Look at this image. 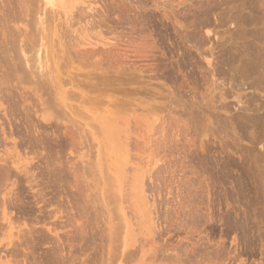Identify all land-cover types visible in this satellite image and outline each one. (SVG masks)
Masks as SVG:
<instances>
[{
  "label": "rangeland",
  "instance_id": "obj_1",
  "mask_svg": "<svg viewBox=\"0 0 264 264\" xmlns=\"http://www.w3.org/2000/svg\"><path fill=\"white\" fill-rule=\"evenodd\" d=\"M0 2V15H3L0 16V40L6 36L0 47L4 52L5 47H18H12L15 54L11 51V56L6 52L8 58L0 53L3 57L0 59H5L1 60L5 64L0 61V77L5 75L6 82L0 86V137L4 133L3 139L7 137L0 143V164L4 169L7 166L3 161L16 167L15 146L20 142L25 146L17 149L19 165L28 168L29 175L35 177L32 189L27 188L24 180L16 188L15 176L9 177L13 181L0 182V264H264V249L263 254L259 250L261 232L264 246V0ZM33 20L36 21L33 23ZM47 26L50 27L48 33L45 32ZM17 28H23L19 29L21 34ZM24 34L29 38L25 40ZM28 45L35 49L31 52ZM19 49L24 57L16 51ZM17 52L28 61L30 58L32 63L24 59L26 67L31 63L39 72L44 69L40 70V62H44V66L52 63L51 69L55 60H59L56 61L58 69L53 68L56 71L49 67L47 71L45 67L47 75L46 71L42 72L48 77V72L55 71L51 76L62 78L59 96L55 98V91L50 94L32 91L37 89L36 83L32 78L27 84V79L34 77L36 70H30L31 66L26 70L23 64L26 72L34 73L32 76L22 73L21 65H14L17 59L19 64L23 61ZM11 64L21 71L19 73L18 69L15 74L12 68L14 75L8 78ZM257 70L262 74L260 71L257 74ZM3 73L10 75L6 77ZM35 92L44 93L43 99L62 97L60 103L56 102L62 110L54 109L55 100L48 110L37 106ZM21 93L27 97L26 104H19L21 96L22 100L24 98ZM22 104H29L26 110L31 114L27 116L29 120L24 117ZM27 127H31L30 132ZM29 135L39 136L36 138L42 139L39 140L42 143L28 145L33 142ZM72 139L77 145L74 146ZM98 151L102 157L97 155ZM52 153H56L55 157ZM47 156L59 158L49 160ZM53 163L55 168L64 169L57 178L48 175ZM69 167L78 168L77 176ZM9 171L10 175H16L14 168V174ZM78 171L84 173L85 178ZM64 172L71 174L64 176ZM45 174L52 182L58 179L56 185ZM229 175L232 179H228ZM244 177L249 180L246 182ZM105 179L111 180L114 187ZM60 180H64V184ZM73 182L82 187L76 186V189L71 185ZM43 185L51 188L47 190ZM106 188L113 191L112 198L110 191L106 194ZM65 194L75 196L71 199ZM79 196L88 204L84 201L80 204ZM100 196L104 198L101 200ZM73 198H77L79 204L75 199L72 201ZM42 203L48 204H44L47 212ZM77 204L82 205L81 208ZM84 204L92 213L83 211ZM123 240L127 241L124 250Z\"/></svg>",
  "mask_w": 264,
  "mask_h": 264
},
{
  "label": "bare ground",
  "instance_id": "obj_2",
  "mask_svg": "<svg viewBox=\"0 0 264 264\" xmlns=\"http://www.w3.org/2000/svg\"><path fill=\"white\" fill-rule=\"evenodd\" d=\"M22 1H23V0H22ZM25 1H27V0H25ZM48 1L51 2L52 0H48ZM38 2H39V1H38ZM0 3H1V2H0ZM11 3H12V2H11ZM17 3H18V2H17ZM17 3H16V4H17ZM18 4H19V3H18ZM18 4H17V5H18ZM6 5H7V4H6ZM37 5H38V4H37ZM31 6H32V5H31ZM39 6H40V5H39ZM21 7H22V6H21ZM21 7H20V8H21ZM2 8H3V7H2ZM7 8H8V7H7ZM16 8H17V7H16ZM20 8H18V9H20ZM25 9H26V6H25ZM39 9H40V7H39ZM44 9H45V8H44ZM20 10H21V9H20ZM26 10H27V9H26ZM28 10H29V9H28ZM30 10H31V9H30ZM32 10H33V9H32ZM34 10H35V9H34ZM21 11H22V10H21ZM36 11H37V10H36ZM53 11H54V10H53ZM40 12H41V11H40ZM46 12H47V11H46ZM6 13H7V12H6ZM25 13H27V12H25ZM31 13H32V12H31ZM37 13H38V12H37ZM22 14H23V12H22ZM29 14H30V13H29ZM39 14H40V13H39ZM51 14H52V13H51ZM7 15H8V14H7ZM0 16H3V15H0ZM4 16H6V15H4ZM16 16H17V15H16ZM31 16H32V15H31ZM31 16H30V17H31ZM54 16H55V15H54ZM19 17H20V16H19ZM25 17H26V15H25ZM45 17H47V16H45ZM12 18H13V17H12ZM16 18H18V17H15V19H16ZM21 18H22V19H20V20L22 21L24 17L21 16ZM34 18H35V17H34ZM48 18H49V17H48ZM52 18H53V17H52ZM1 19H3V17H2ZM18 19H19V18H18ZM30 19L32 20L33 18L31 17ZM39 19H40V18H39ZM58 19H59V18H58ZM4 20H5V19H4ZM36 20H37V19H36ZM36 20H35V21H36ZM44 20H45V19H44ZM35 21L33 20V23H34ZM0 22H1V21H0ZM14 22H15V21H14ZM37 22H38V21H37ZM49 22H50V21H49ZM8 23H9V22H8ZM15 23H16V22H15ZM28 23H29V22H28ZM30 23H32V22H30ZM42 24H43V23H42ZM45 24H46V23H45ZM62 24H63V23H62ZM15 25H16V24H15ZM28 25H29V24H28ZM1 26H2V25H1ZM1 26H0V27H1ZM25 26H27V25H25ZM10 27H11V26H10ZM12 27H13V26H12ZM12 27H11V28H12ZM18 27H19V26H18ZM48 27H49V26H47V29H46L47 31L45 30V32H47V33H48V30H49V32H50V27H49V29H48ZM25 28H26V27H25ZM25 28H24V29H25ZM27 28H28V27H27ZM39 28H40V26H39ZM45 28H46V27H45ZM45 28H44V29H45ZM3 29H4V28H3ZM19 29H20V28H17V32L19 31ZM21 29H23V28H21ZM21 29H20V30H21ZM31 29H33V28H31ZM29 30H30V29H29ZM29 30H28V31H29ZM62 30H63V28H62ZM12 31H13V30H12ZM21 31H22V30H21ZM24 31H25V30H24ZM26 31H27V30H26ZM17 32H16V33H17ZM61 32H62V31H61ZM251 32H252V31H251ZM16 33H15V34H16ZM19 33L21 34L20 31H19ZM19 33H18V34H19ZM47 33H46V34H47ZM18 34H17V35H18ZM22 34H23V33H22ZM61 34H62V33H61ZM24 35H25V34H24ZM24 35H22L21 37H23ZM47 35H48V34H47ZM9 36H10V35H9ZM41 36H42V33H41ZM4 38H6V36H5V37L3 36V37L1 38L0 41H2V40L5 41ZM11 38L14 39V37H13V36L10 37V39H9V40H10V41H9L10 44H11ZM18 38H19V37H18ZM18 38H16V39H18ZM26 38H29V37H27V36L25 35V40H26ZM41 38H42V37H41ZM7 39H8V38H7ZM13 39H12V40H13ZM47 39H48V38H47ZM25 40H24L25 43L28 42L27 44H30L29 41H25ZM28 40H29V39H28ZM48 40H49V39H48ZM3 41L0 42V45L3 44ZM12 42H13V41H12ZM24 42H23L22 44H24ZM31 42H33V39H32ZM34 42H35V41H34ZM37 42H38V41H37ZM49 42H50V41H49ZM4 43H5V42H4ZM13 43H14V42H13ZM13 43H12V44H13ZM6 44H7V42H6ZM10 44L8 43V45H10ZM33 44H34V43H33ZM235 44H236V43H235ZM247 44H248V43H247ZM24 45H25V44H24ZM254 45H255V43H254ZM1 46H3V45H1ZM16 46H17V45H16ZM20 46H21V45H20ZM22 46H23V45H22ZM25 46H27V45H25ZM28 46H29L28 48L30 49L31 46H30V45H28ZM12 47H13V49H16V48L18 49V47L15 48L14 45L11 46V49H12ZM23 47H24V46H23ZM6 48H8V47H5L4 49L8 51V52H7V51H6V52H7V54L9 53V54H8L9 56H11L10 53L12 54V52H13V53L15 52V50L12 51L13 49L11 50V49L9 48V49H10V50H9V49H6ZM28 48H27V49H28ZM32 48H33V47H32ZM32 48L30 49L31 52H32ZM35 48H36V44H35ZM35 48H33V49H35ZM240 48H241V47H240ZM230 49H231V48H230ZM238 49H239V48H238ZM25 50H26V49H25ZM25 50H24V51H25ZM253 50H254V49H253ZM9 51H10V52H9ZM11 51H12V52H11ZM16 51H19V52H20V49H19V50H16ZM24 51H23V52H24ZM30 51H25L24 53H30ZM34 51H35V50H33V52H34ZM46 51H47V50H46ZM6 52H4L3 48L0 47V53H1V54H2V53H5V54H6ZM19 52H17V54H19ZM21 52H22V50H21ZM21 52H20V54H22ZM42 53H43V52H42ZM227 53H228V52H227ZM244 53H245V50H244ZM5 54H4V55H5ZM7 54H6V55H7ZM14 54H15V53H14ZM20 54H19V55H20ZM30 54L32 55V53H30ZM34 54H35V53H34ZM49 54H50V53H49ZM222 54H223V53H222ZM2 55H3V54H2ZM4 55H3V57L6 56V55H5V56H4ZM8 55L6 56L7 58L9 57ZM22 55H23V57H24V54H22ZM22 55H20L19 57H22ZM31 55H30V57H34V59H36V60H34V61L36 62V61H37V58H35V56H31ZM39 55H40V54H39ZM227 55H228V54H227ZM239 55H240V53H239ZM262 55H263V54H262ZM26 56H28V54H27ZM41 56H42V55H41ZM54 56H55V55H54ZM56 56H57V55H56ZM220 56H221V55H220ZM245 56H246V55H245ZM3 57L0 56V58H3ZM6 57H5V58H6ZM23 57H22V58H23ZM48 57H49V56H48ZM239 57H240V56H239ZM258 57L260 58V56H258ZM14 58L16 59V57H14ZM28 58H29V57H28ZM42 58H43V56H42ZM12 59H13V56H12ZM24 59H25V58L20 59L21 61L23 60V61H22V64H21V63L19 64V61H18V59H17L16 61H17L18 63L16 62V63H14V65H15V64H17L18 66L21 65L20 67H21V69H22V73H28V74H29L28 71L26 72V71L24 70V67L22 68V65H23L26 61H28V59L26 58V59H25L26 61L24 62ZM58 59H59V58H58ZM235 59H236V58H235ZM1 60L4 61L5 59H0V61H1ZM10 60H11V59H10ZM10 60H7L8 63H9ZM40 60H41V59H40ZM40 60H39V62H40ZM43 60H44V59H43ZM47 60H48V59H47ZM64 60H65V59H64ZM2 61H1V62H2ZM13 61H14V59H13ZM29 61L31 62L30 58H29ZM29 61H28V62H29ZM34 61H33V62H34ZM56 61H59V60H55V63L53 62L55 68L57 67V64H56L57 62H56ZM247 61H248V59H247ZM11 62H12V61H11ZM11 62H10V63H11ZM23 62H24V63H23ZM65 62H66V60H65ZM241 62H242V61H241ZM248 62H249V61H248ZM2 63L5 64V62H2ZM31 63H32V62H31ZM31 63H30V64H31ZM40 63H41V65H40V66H41V68H40L41 71H42L43 67H44V69H45V67H47V71H48V67H49V70L52 69V70H55V71H56V69H58V68L53 69L54 67H52V68L50 69V67L53 66L52 63H51V66H50V64H47V65H49V66H47V65L44 66V62H43V64H42V62H40ZM40 63H39V64H40ZM254 63H255V62H254ZM0 64H1V63H0ZM12 64H13V63H12ZM12 64L10 65V66H11L10 74H11V72H12V68L14 69L13 71H16L15 74H17V72H18L17 70H18L20 67H18V69L15 70V68H16L17 66H14V65H12ZM30 64L27 63V66H28V67L31 66ZM263 65H264V64H263ZM12 66H14V67H12ZM24 66H25V64H24ZM59 66H60V65H59ZM61 66H62V64H61ZM256 66H257V65H256ZM260 66H261V65H260ZM25 67H26V66H25ZM28 67H26L25 69H26V70H29V68H31L30 70H36V69H38V67L33 66V64H32L31 67H29V68H28ZM32 67H34V68H32ZM245 67H246V66H245ZM27 68H28V69H27ZM35 68H36V69H35ZM238 68H239V67H238ZM247 68H248V66H247ZM247 68H246V69H247ZM44 69H43V71H46V70H44ZM3 70H5V69H3ZM238 70H239V69H238ZM244 70H245V69H244ZM0 71H1V70H0ZM20 71H21V70L19 69V73H20ZM24 71H25V72H24ZM43 71H42V72H43ZM47 71L44 72L46 75H47ZM55 71H54V72H52V71H51V72H48V75L50 74V76H48V77H46L42 72H39V71H37V70H36L35 73L39 72V75H38V74H35V73L32 72V71H30L31 74L34 73V77H33L31 74H29V75H31L32 77H30V76L27 74V75L29 76V78L27 79V80H28V81H27V82H28L27 84H29V79L31 80V79L33 78V79H34V80L32 79L33 82L35 81L34 83H36L35 85H36V86L38 85V87L35 86V88H37V89H36V90L33 89L32 91H37V90H38V92H39V91L41 90L42 92H45V93H48V92H49V94H50V92L55 91L56 94L54 93L53 95H55V98H56V95L59 96V94H60V92H59L58 90H61L62 87H63V86H62V81H63V80H60V79H62V78H60L59 76H55V75H53V77L51 76V75H52L51 73H55ZM242 71H243V70H242ZM245 71H246V70H245ZM258 71H260V70H257V72H256L257 74H259ZM1 72H2V71H1ZM4 72H6V71H4ZM8 72H9V70H7V73H8ZM57 72H58V71H57ZM249 72H250V71H249ZM249 72H248V73H249ZM252 72H253V71H252ZM7 73H3V75L6 74V77H8L10 74L7 75ZM41 73H42V74H41ZM227 73H228V72H227ZM253 73H255V72H253ZM260 73H261V71H260ZM40 74H41V75H40ZM229 74H230V73H229ZM246 74H247V73H246ZM261 74H262V73H261ZM12 75H14V74L12 73L8 78H10ZM24 75H25V74H24ZM24 75L21 76V77H22V80H23ZM27 75H26V76H27ZM35 75H37V76H35ZM43 75H44V76H43ZM247 75H248V74H247ZM253 75H254V74H253ZM263 75H264V74H263ZM15 76H16V75H15ZM28 76H27V77H28ZM128 76H129V75H128ZM131 76H132V75H131ZM3 77H5V75L2 76V74H1V77H0V86H1L2 83L4 84V82H5V80H4ZM17 77H18V76H17ZM21 77H20V78H21ZM27 77H26V78H27ZM42 77H43V78H42ZM129 77H130V76H129ZM254 77H255V76H254ZM258 77H259V76H258ZM263 77H264V76H263ZM26 78H25V79H26ZM228 78H229V77H228ZM249 78H250V77H249ZM255 78L257 79V77H255ZM255 78H253V79H255ZM261 78H262V77H261ZM13 79H18V78H15V77H14ZM13 79L11 78L12 81H14ZM25 79H24V81H25ZM170 79H171V78H170ZM263 79H264V78H263ZM8 80H9V79H8ZM11 80H10V83H11ZM18 80H19V79H18ZM32 80H31V81H32ZM64 80H65V79H64ZM168 80H169V79H168ZM171 80H172V79H171ZM3 81H4V82H3ZM6 81H7V78H6ZM68 81H69V80H68ZM68 81H66V82H68ZM253 81H255V80H253ZM258 81H260V78H258ZM258 81H257V82H258ZM102 82H103V81H102ZM109 82H110V81H109ZM5 83H6V82H5ZM20 83H21V82H20ZM22 83H25V82H22ZM64 83H65V81H64ZM64 83H63V84H64ZM72 83H73V82H72ZM110 83H111V82H110ZM251 83H252V82H251ZM258 83H259V82H258ZM262 83H263V82H262ZM8 84H9V82L7 83V85H8ZM11 84H12V83H11ZM100 84H101V83H100ZM222 84H223V83H222ZM4 85H5V84H4ZM4 85H3V86H4ZM9 85H10V84H9ZM16 85H17V84H16ZM16 85H15V86H16ZM22 85H23V84H22ZM64 85H65V84H64ZM212 85H213V84H212ZM12 86H13V85H12ZM17 86H18V85H17ZM23 86H24V85H23ZM179 86H180V85H179ZM179 86H178V87H179ZM214 86H215V85H214ZM219 86H220V85H219ZM222 86H223V85H222ZM261 86H262V85H261ZM12 88H13V87H12ZM18 88H19V87H18ZM68 88H69V87H68ZM238 88H239V87H238ZM20 89H22V88H20ZM20 89H19V90H20ZM24 89H25V88H24ZM24 89H23V90H24ZM78 89H79V88H78ZM260 89H261V88H260ZM25 90H26V89H25ZM119 90H120V89H119ZM224 90H225V89H224ZM2 91H3V90H2ZM26 91H27V90H26ZM26 91H25V92H26ZM28 91H29V90H28ZM30 91H31V90H30ZM32 91H31V92H32ZM228 91H229V90H228ZM6 92H7V91H6ZM9 92H10V91H9ZM19 92H20V91H19ZM19 92H17V93H19ZM42 92H39V93H42ZM58 92H59V93H58ZM222 92H223V91H222ZM7 93H8V92H7ZM17 93H16V94H17ZM23 93H24V92H23ZM23 93H21V94H23ZM32 93H33V92H32ZM35 93H36V92H35ZM52 93H53V92H52ZM57 93H58V94H57ZM97 93H100V91H99V92L97 91ZM8 94H9V93H8ZM10 94H11V93H10ZM14 94H15V92H14ZM14 94H12V95H14ZM28 94H29V93H28ZM33 94H34V93H33ZM23 95H24V96H23V97H24L23 100H22V96H21V99L18 98V99H20V100H19V102H20L19 104H21V103H23V102L25 103V102L27 101V100H26L27 97L25 98V94H23ZM26 95H27V94H26ZM36 95H37V93H36ZM36 95H35V96H36ZM41 95H42V96H41ZM47 95H48V94H46V96H47ZM51 95H52V94H51ZM51 95H49V97H52ZM98 95H99V94H98ZM100 95H101V94H100ZM18 96H19V94L17 95V97H18ZM35 96H34V97H35ZM43 96H44V93H43V94H38V95H37L38 98H37V101H36V102H38V103H37V104L35 103V104H36L37 106H41V107H43L44 109H47V110H48V107L50 108V107L54 104V102H55V103H56V102H57V103H60V100H59V99H62L61 96H60L61 98H59V99H58V98L55 99V98H53V97H52V98H49V99H45V98L43 99V98H42ZM58 96H57V97H58ZM220 96H221V95H220ZM6 97H7V96H6ZM11 97H13V96H11ZM15 97H16V96H15ZM19 97H20V96H19ZM30 97H31V96H30ZM0 98L2 99V97H0ZM31 98H32V97H31ZM1 99H0V100H1ZM9 99H10V98H9ZM11 99H14V97L11 98ZM16 99H17V98H16ZM18 99H17V101H18ZM35 99H36V98H35ZM51 99H52V100H51ZM77 99H78V98H77ZM253 99H254V98H253ZM7 100H8V99H7ZM25 100H26V101H25ZM33 100H34V99H33ZM53 100H55V101L52 102ZM58 100H59V102H58ZM5 101H6V100H5ZM11 101H12V100H11ZM17 101H15V103H16ZM96 101H97V100H96ZM246 101H247V100H246ZM250 101H251V100H250ZM3 102H4V101H3ZM12 102H14V101H12ZM57 103L54 104V109H55V107H56V108H58L59 110H62V109H60V106H59V105H58V107L56 106ZM86 103H87V102H86ZM100 103H101V102H100ZM222 103H223V102H222ZM249 103H250V102H249ZM8 104H9V103H8ZM12 104H13V103H12ZM16 104H18V103H16ZM16 104H15V106H16ZM25 104H26V103H25ZM25 104H24V105H25ZM38 104H39V105H38ZM61 104H64V102H61ZM61 104H60V105H61ZM66 104H67V103H66ZM101 104H102V103H101ZM259 104H260V103H259ZM24 105L22 104L23 109L25 110V113H26V116H24V117H27V116H29V115L31 116V114L29 113V111H26V110H27V106H28L29 104H27V106H24ZM98 105H99V104H98ZM220 105H221V104H220ZM248 105H249V104H248ZM11 106H12V105H11ZM18 106H20V105H18ZM46 106H47V108H46ZM63 106H66V105L64 104ZM68 106H69V105H68ZM71 106H72V105H71ZM99 106H100V105H99ZM251 106H252V105H251ZM253 106H254V105H253ZM12 107H14V106H12ZM33 107H34V106H33ZM9 108H10V107H9ZM14 108H15V107H14ZM30 108H31V107L29 106V109H30ZM36 108H38V107H36ZM63 108L66 109L65 107H63ZM67 108H68V107H67ZM210 108H211V107H210ZM214 108H215V107H214ZM229 108H230V107H229ZM258 108H259V107H258ZM10 109H11V108H10ZM16 109H17V108H16ZM18 109H19V108H18ZM18 109H17V110H18ZM38 109H39V108H38ZM58 109H57V110H58ZM76 109H77V108H76ZM97 109H98V107H97ZM223 109H224V108H223ZM247 109H248V108H247ZM261 109H262V108H261ZM12 110H13V109H12ZM12 110H11V111H12ZM99 110H100V109H99ZM66 111H67V109H66ZM19 112H20V111H19ZM21 112H22V111H21ZM21 112H20V113H21ZM35 112H36V111H35ZM55 112H57V111H55ZM13 113H15V112L13 111ZM16 113H17V111H16ZM25 113H24V115H25ZM57 113H58V112H57ZM62 113H63V112H62ZM21 114H23V113H21ZM32 114H33V113H32ZM121 114H122V113H121ZM8 115H9V113H8ZM17 115H18V114H17ZM123 115H125V114L123 113ZM11 116H12V115H11ZM18 116H19V115H18ZM18 116H17V117H18ZM58 116H59V115H58ZM220 116H221V115H220ZM98 117H99V115H98ZM100 117H101V118H100ZM100 117H99L100 120H102V116H100ZM107 117H108V116H107ZM121 117H122V116H121ZM20 118H21V117H20ZM54 118H55V117H54ZM57 118H59V117H57ZM88 118H89V117H88ZM104 118H106V117H104ZM124 118H125V117H124ZM124 118L122 117V119H124ZM249 118H250V117H249ZM258 118H259V117H258ZM8 119H9V118H8ZM22 119H23V118H21V120H22ZM26 119L29 120L28 117H27ZM26 119H25V120H26ZM30 119H32V118L30 117ZM41 119L44 120V121H47V120H48L46 117H41ZM59 119H60V118H59ZM250 119H251V118H250ZM13 120H14V119H13ZM25 120H23V121H25ZM28 120H26V122H28ZM126 120H127V119H126ZM237 120H238V119H237ZM246 120L248 121L249 119L247 118ZM8 121H9V120H8ZM11 121H12V120H11ZM80 121H81V120H80ZM102 121L105 123L106 120H105V121L102 120ZM226 121H227V120H226ZM240 121H241V120H240ZM6 122H7V121H6ZM12 122H13V121H12ZM26 122H24V124H25ZM32 122H33V121H32ZM69 122H70V121H69ZM107 122H108V121H107ZM123 122H125V121H123ZM220 122H221V121H220ZM220 122H219V123H220ZM248 122H249V121H248ZM250 122H251V121H250ZM250 122H249V123H250ZM10 123H11V122H9V124H10ZM30 123H31V120H30ZM73 123H74V121H73ZM80 123H81V122H80ZM223 123H224V122H223ZM227 123H228V122H227ZM232 123H233V122H232ZM249 123H248V124H249ZM0 124H1V123H0ZM16 124L19 125L18 123H16ZM26 124H27V123H26ZM123 124H126V125H127V123H123ZM246 124H247V123H246ZM253 124H254V123H253ZM31 125H32V124H31ZM31 125H30V126H31ZM104 125H106V124H104ZM108 125H110L109 122H108ZM108 125H107V126H108ZM112 125H113V123L111 124V126H112ZM227 125H228V124H227ZM249 125H250V124H249ZM13 126H14V125H13ZM19 126H20V125H19ZM19 126H18V127H19ZM21 126H22V125H21ZM33 126H34V125H33ZM37 126H38V125H37ZM114 126H115V125H114ZM101 127H102V126H101ZM229 127H230V126H229ZM16 128H17V127H16ZM22 128H23V127H22ZM22 128H20V130H21ZM30 128H31V127H29V129H30ZM33 128H34V127H33ZM105 128H106V127H105ZM220 128H221V127H220ZM23 129H24V128H23ZM25 129H26V128H25ZM29 129H28V127H27V130H29ZM102 129H103V128H102ZM107 129H108V128H107ZM107 129H105V130H107ZM222 129H223V127H222ZM260 129H261V127H260ZM0 130H1V129H0ZM41 130H42V129H41ZM109 130H110V129H109ZM109 130H107V132H108ZM124 130H125V129H124ZM126 130H127V127H126ZM220 130H221V129H220ZM258 130H259V129H258ZM263 130H264V129H263ZM15 131H17V129H15ZM15 131H14V133H16ZM33 131H34V129H33ZM39 131H40V130H39ZM39 131H38V132H39ZM103 131H104V129H103ZM127 131H128V130H127ZM127 131H125V132H127ZM28 132H30V130H29ZM28 132H26V133L28 134ZM96 132H97V130H96ZM101 132H102V131H101ZM101 132H100V133H101ZM104 132H105V131H104ZM109 132H110V131H109ZM261 132H262V130H261ZM1 133H2V132H1ZM8 133H9V132H8ZM20 133H23V132H20ZM31 133H32V132H31ZM36 133H37V132H36ZM42 133H44V132L42 131ZM117 133H118V132H117ZM6 134H7V133H6ZM9 134H10V133H9ZM23 134H24V133H23ZM38 134H39V133H38ZM45 134H46V133H45ZM51 134H52V133H51ZM109 134H110V133H109ZM111 134H112V131H111ZM111 134H110V135L106 134V135H108V137H109V136H111ZM118 134H119V133H118ZM24 135H25V134H24ZM33 135H34V134H33ZM40 135H41V134H40ZM53 135H54V134H53ZM123 135H124V137L127 136V135H125V134H123ZM0 136H1V135H0ZM6 136H7V135H6ZM8 136H9V135H8ZM17 136H18V135H17ZM21 136H22V135H21ZM26 136H27V135H26ZM49 136H50V135H49ZM72 136H73V135H72ZM4 137H5V133H4V136H3V137H0V141H1L0 143H2V141L5 142V139H6L7 137H6L5 139H3ZM22 137H23V136H22ZM24 137H25V136H24ZM31 137H32V136H31ZM31 137H30V135H29V138H31ZM34 137H35V138H33V137L31 138V140H33V142H32V143H28V145H30V146H31V145H33V146H37V145H39V144L42 143V141H43L42 139H38V138H36V137H39V136H34ZM50 137H52V136H50ZM53 137H54V136H53ZM53 137H52V138H53ZM55 137H56V136H55ZM58 137H59V136H58ZM76 137H77V136H76ZM76 137H74L75 140H76ZM92 137H94V136H92ZM102 137H103V136H102ZM111 137H112V136H111ZM1 138H2V139H1ZM42 138H43V137H42ZM44 138H45V137H44ZM44 138H43V139H44ZM56 138H57V137H56ZM77 138H78V137H77ZM109 138H110V137H109ZM231 138H232V136H231ZM21 139H22V138H21ZM25 139H26V138H25ZM34 139H36V140H34ZM37 139H38V140H37ZM54 139H55V138H54ZM74 139H72V141H73ZM93 139H95V137H94ZM98 139H99V137H98ZM110 139H111V138H110ZM257 139H258V138H257ZM27 140H28V139H27ZM39 140H42V141H39ZM56 140H57V139H56ZM56 140H54V141H56ZM58 140H59V139H58ZM70 140H71V139H70ZM75 140L73 141L74 146L77 145V144H75ZM125 140H126V139H125ZM45 141H46V140H45ZM95 141H96V139H95ZM116 141H117V140H116ZM122 141H123V140H122ZM16 142H17V141H16ZM29 142H30V141H29ZM46 142H47V141H46ZM58 142H59V141H58ZM58 142H57V143H58ZM123 142H124V141H123ZM250 142H251V141H250ZM253 142H254V141H253ZM61 143H62V142H61ZM69 143H72V142L70 141ZM251 143H252V142H251ZM6 144H7V143H6ZM23 144H24V143H23ZM25 144H26V143H25ZM51 144H52V143H51ZM58 144H59V143H58ZM80 144H81V143H80ZM14 145H15V144H14ZM53 145H54V144H53ZM56 145H57V144H55L54 146H56ZM20 146L23 147V146H25V145H21L20 142L16 143V146H15V147H16V167H12V166L10 165V163H7L6 161H3V162L6 163V166H7L6 169H4L5 166L3 167V166H1V164H0V169H1V167H2V170H1V172H0V182H1V180H5V182H6V179H8V181H11L10 179H12V181H13V178H10V179H9V177H10V176H15V177H16V188L18 187V185L21 184V182H22V183L25 182V183L28 184V185H27L28 187L25 186V185H24V186L27 187V188H29V189H32V186L34 185L33 183L35 182V177H34L32 174L29 175L30 173H29V169H28V168H26V167H22V166L19 165V160H18V158H17V157H18L17 153H18L19 151H17V149H18ZM49 146H50V145H49ZM71 146H73V144H72ZM99 146H100V145H99ZM101 146H103V144H102ZM57 147H58V146H57ZM57 147H56V148H57ZM20 148H21V147H20ZM23 148H24V147H23ZM59 148H60V145H59ZM76 148H77V147H76ZM21 149H22V148H21ZM26 149H27V148H26ZM29 149H30V148H29ZM29 149H28V150H29ZM249 149H250V148H249ZM19 150H20V149H19ZM58 150H59V149H58ZM22 151H23V150H22ZM32 151H33V150H32ZM44 151H45V148H44ZM44 151H43V152H44ZM34 152H36V149H35ZM50 152H51V151H50ZM101 152L103 153L102 149H101ZM252 152H253V149H252ZM32 153H33V152H32ZM38 153H39V151H38ZM46 153H47V152H46ZM46 153H45V154H46ZM98 153H99V151H98ZM102 153H101V154H102ZM263 153H264V152H263ZM55 154H56V153H54V154L52 153V156L55 157ZM42 155H43V154H42ZM50 155H51V153H50ZM50 155H49V157H50ZM59 155H60V154H59ZM97 155H100V153L97 154ZM249 155H250V154H249ZM259 155H260V154H259ZM61 156H62V155H61ZM250 156H251V155H250ZM250 156H249V157H250ZM43 157H44V155H43ZM49 157L47 156V158H49ZM54 157H51V158L54 159V160H57L56 158H57L58 156H57L56 158H54ZM100 157H102V156L100 155ZM100 157H99V159H100ZM255 157H256V156H255ZM41 158H42V157H41ZM45 158H46V157H45ZM51 158H49V160H50ZM58 158H59V157H58ZM61 158H62V157H61ZM97 158H98V156H97ZM244 158L246 159V157H244ZM101 159L103 160V158H101ZM242 159H243V158H242ZM0 160H2V159L0 158ZM58 160H59V159H58ZM61 160H62V159H60V161H61ZM97 160H98V159H97ZM102 160H101V161H102ZM246 160H247V159H246ZM254 160H255V158H254ZM259 160H260V159H259ZM52 161H53V160H52ZM260 161H261V160H260ZM260 161H258V162L260 163ZM62 162L64 163L63 160L61 161V163H62ZM65 162H66V161H65ZM247 162H248V161H247ZM255 162H256V161H255ZM258 162H257V163H258ZM262 162H263V161H262ZM262 162H261V163H262ZM57 163H59V161H57ZM95 163H96V161H95ZM99 163H100V160H99ZM99 163H98V164H99ZM45 164H46V163H45ZM53 164H54V163H53ZM59 164H60V163H59ZM69 164H70V163H69ZM71 164H72V163H71ZM73 164H74V163H73ZM73 164H72V165H73ZM85 164H86V163H85ZM96 164H97V163H96ZM100 164H101V163H100ZM107 164H108V163H107ZM241 164H242V163H241ZM245 164H246V163H245ZM245 164H243V166H245ZM247 164H248V163H247ZM3 165H4V164H3ZM8 165H10L12 168H11V167L9 168ZM46 165H47V164H46ZM55 165H56V164H54L53 169H50L49 172H48V175L51 176L52 178H57V176L60 175L59 173L63 172V170H64L63 168L60 169V167H59V168H58V167L55 168ZM64 165H65V164H64ZM66 165H67V164H66ZM74 165H75V164H74ZM254 165H255V164H254ZM256 165H257V164H256ZM33 166H34V165H33ZM37 166H38V165H37ZM42 166H43V165H42ZM47 166H48V165H47ZM61 166H62V165H61ZM75 166H76V165H75ZM75 166H74V167H75ZM103 166H104V164H103ZM219 166H220V165H219ZM252 166H253V164H252ZM35 167H36V166H35ZM74 167H71V168L69 167L68 170L70 171L71 169H73V171L76 172L75 175L77 176V170H78V168L76 167V168H77V170H76V168H74ZM241 167H242V166H241ZM13 168L16 170V175H12V174L10 175V172H11V171H9V170H12V171H13ZM31 168H32V165H31ZM36 168H37V167H36ZM38 168H39V167H38ZM40 168H41V167H40ZM42 168H43V167H42ZM42 168H41V169H42ZM45 168H46V167H45ZM47 168H48V167H47ZM64 168H65V167H64ZM224 168H225V166H224ZM248 168H249V167H248ZM34 169H35V168H34ZM41 169H39V173L41 172ZM43 169H44V168H43ZM65 169H67V168H65ZM85 169H88V168H85ZM91 169H92V168H90V171H91ZM226 169H227V168H226ZM3 170H4V171H3ZM79 170H80V169H79ZM227 170H228V169H227ZM65 171H66V170H65ZM85 171H87V170H85ZM105 171H107V167H106V170H105ZM134 171H135V170H134ZM222 171H223V169H222ZM263 171H264V170H263ZM78 172H80V171H78ZM98 172H99V171H98ZM101 172H102V171H101ZM123 172H124V171H123ZM224 172H225V171H224ZM227 172H228V171H226V173H227ZM230 172H231V171H230ZM12 173L14 174V171H13ZM34 173H35V172H34ZM36 173H37V172H36ZM36 173H35V174H36ZM80 173H81V172H80ZM80 173H79V174H80ZM87 173H88V172H87ZM87 173H86V175H87ZM109 173L111 174V172H108V174H109ZM64 174H65V172H64ZM67 174L70 175L71 173L68 172V173H66L64 176H66ZM82 174L84 175V173H81V175H82ZM88 174H89V173H88ZM98 174H99V173H98ZM100 174H101V173H100ZM112 174H113V173H112ZM135 174H136V173H135ZM228 174H229V172H228ZM263 174H264V173H263ZM43 175H44V174H43ZM45 175H46V174H45ZM83 175H82V177H84ZM102 175H103V174H102ZM137 175H139V174H137ZM253 175H254V174H253ZM46 176H47V175H46ZM62 176H63V175H62ZM64 176H63V177H64ZM73 176H74V174H73ZM79 176H80V175H79ZM79 176H78V177H79ZM88 176H89V175H88ZM88 176H87V177H88ZM133 176H134V175H133ZM15 177H14V178H15ZM82 177H81V178H82ZM104 177H105V176H104ZM134 177H138V178H139V176H134ZM134 177H133V178H134ZM227 177H229L228 179H230L232 176L230 177V175H229V176H227ZM227 177H226V178H227ZM233 177H234V175H233ZM42 178H43V176H42ZM66 178H67V177H66ZM84 178H85V177H84ZM112 178H113V177H112ZM114 178H115V177H114ZM133 178H132V179H133ZM245 178H246V177H244V179H245ZM255 178H256V177H255ZM255 178H254V180H256ZM47 179H48V176H47ZM47 179H46V180H47ZM90 179H91V178H90ZM109 179H111V178L109 177ZM231 179H232V178H231ZM237 179H239V178H237ZM237 179H236V180H237ZM247 179H248V178H246V182H247ZM14 180H15V179H14ZM22 180H24V182H23ZM41 180H42V179H41ZM43 180H44V178H43ZM48 180H49V179H48ZM50 180H51V178H50ZM50 180H49V181H50ZM54 180H55V179H54ZM56 180L58 181V179H56ZM81 180H83V178H82ZM92 180H93V179H92ZM107 180H108V179H105L104 181L106 182ZM111 180H112V179H111ZM111 180H108V181H107V183H108L109 185L112 184V183L110 184V181H111ZM114 180H115V179H114ZM139 180H140V179H139ZM139 180H137V181H139ZM234 180H235V179H234ZM234 180H232V181H234ZM236 180H235V181H236ZM248 180H249V179H248ZM254 180H253V181H254ZM257 180H259V179H257ZM38 181H39V180H38ZM44 181H45V180H44ZM44 181H43V182H44ZM57 181H54V182L50 181V182H51V183H54V185H56L55 182H57ZM61 181L63 182L64 180H60V181H59L61 184H64V182L62 183ZM71 181H72V180H71ZM77 181H78V180H77ZM77 181H74V182L77 183ZM104 181H103V182H104ZM115 181H116V180H115ZM132 181L134 182V181H136V180H132ZM137 181H136V182H137ZM242 181H243V180H242ZM2 182H3V181H2ZM2 182H1V183H2ZM39 182H41V181H39ZM39 182H37V183L40 184ZM68 182H70V181H68ZM74 182H73V184L71 183V185H74L75 187H76V186H77V187H82V186L79 184L80 182L78 183L79 185H77V184L74 183ZM83 182H84V181H83ZM112 182H114V181L112 180ZM215 182H216V181H215ZM239 182H240V184H241V180H240ZM246 182H245V183H246ZM249 182H250V181H249ZM251 182H252V181H251ZM12 183H13V182H12ZM14 183H15V182H14ZM101 183H102V182H101ZM137 183H138V182H137ZM47 184H48V183H47ZM58 184H59V183H58ZM61 184H60V185H61ZM68 184H69V183H68ZM75 184H76V185H75ZM82 184H83V183H82ZM36 185H37V184H36ZM44 185H46V183H45ZM44 185H43V186H44ZM48 185H49V184H48ZM60 185H59V186H60ZM65 185H66V183H65ZM65 185L63 186L64 188H65ZM96 185H97V184H96ZM100 185H101V184H100ZM112 185H113V184H112ZM139 185H140V184H139ZM238 185H239V183H238ZM241 185H243V182H242ZM246 185H247V184H246ZM249 185H251V184H249ZM254 185H255V184H254ZM22 186H23V185H22ZM24 186H23V187H24ZM43 186H41V187H43ZM46 186H47V185H46ZM50 186L52 187L51 184H50ZM50 186H48L47 188H49ZM66 186H68V185H66ZM89 186H90V185H89ZM91 186H92V185H91ZM97 186H99V184H98ZM101 186H102V185H101ZM101 186L99 187V188H100V189H99V193L101 192V189H103ZM256 186H257V185H256ZM36 187H37V186H36ZM44 187H45V186H44ZM51 187H50V188H51ZM57 187H58V186H57ZM63 187H61V188H63ZM71 187H72V186H71ZM77 187H76V189H78ZM93 187H94V185H93ZM113 187H114V185H113ZM113 187H112V188H113ZM132 187H134V186H132ZM246 187L248 188L249 186L247 185ZM0 188H1V187H0ZM21 188H22V187H21ZM37 188H38V187H37ZM45 188H46V187H45ZM47 188H46V189H47ZM50 188H49V189H50ZM52 188H54V187H52ZM64 188H63V189H64ZM90 188H91V187H90ZM239 188H241V187H239ZM247 188H246V189H247ZM252 188H253V187H252ZM46 189H44V190H46ZM76 189H75V190H76ZM83 189H84V188H83ZM85 189H86V187H85ZM91 189H92V188H91ZM96 189H97V187H96ZM113 189H114V188H113ZM115 189H116V187H115ZM115 189H114V190H115ZM242 189H243V190L245 189V188H244V185H243ZM248 189L251 190L250 187H249ZM254 189H255V188H254ZM47 190H48V189H47ZM51 190H52V189H51ZM231 190H232V189H231ZM35 191H36V190H35ZM42 191H43V190H42ZM53 191H54V189H53ZM86 191H88V189H86ZM103 191H104V190H102V192H103ZM105 191H106V194H107V193L109 194V191H110V196L113 194V193L111 194V192H113V191H111V190H109V189L107 190V188H106ZM245 191H246V190H245ZM247 191H248V190H247ZM17 192H18V191H17ZM26 192H28V191H26ZM26 192H25V193H26ZM36 192H37V191H36ZM50 192H52V191H50ZM50 192H49V193H50ZM81 192H82V191H81ZM83 192H84V191H83ZM94 192H96V191H94ZM19 193L21 194V192H19ZM25 193H24V194H25ZM52 193H54V192H52ZM52 193H51V194H52ZM63 193H64V191H63ZM69 193H70V192H68V194H69ZM84 193H85V192H84ZM89 193H90V192H89ZM96 193H97V192H96ZM103 193H104V192H103ZM114 193H115V192H114ZM26 194H27V193H26ZM32 194H33V193H32ZM35 194H36V193H35ZM38 194H40V193L38 192ZM38 194H36V195H38ZM44 194H45V193H44ZM77 194H78V193H77ZM77 194H76V195H77ZM97 194H98V193H97ZM100 194H101V193H100ZM104 194H105V193H104ZM116 194H117V193H116ZM116 194H115V195H116ZM16 195H17V194H16ZM28 195H29V194H28ZM33 195H34V194H33ZM36 195H34V196H36ZM56 195H57V196H60L59 193H58V194H57V193H56V194L54 193V196H56ZM63 195H64V194H63ZM65 195H66V194H65ZM72 195H73V194H72ZM91 195H92V194H91ZM91 195H90V196H91ZM102 195H103V194H102ZM25 196H27V195H25ZM42 196H43V194H42ZM45 196H46V195H45ZM61 196H62V195H61ZM66 196H67V195H66ZM66 196H65V199H66ZM74 196H75V195H74ZM74 196H72V197H74ZM77 196H78V195H77ZM88 196H89V195H88ZM88 196H86V197H88ZM94 196H95V195H94ZM103 196H104V195H103ZM113 196H114V195H113ZM250 196H251V195H250ZM253 196H254V192H253ZM30 197H31V196H30ZM43 197H44V196H43ZM67 197L70 198L71 196H67ZM72 197H71V199H72ZM79 197H81V196H79ZM83 197H84V195H83ZM237 197H239V196H237ZM246 197H247V196H246ZM255 197H256V196H255ZM262 197H263V196H262ZM18 198H20V197L18 196ZM28 198H29V196H28ZM39 198H40V197H39ZM41 198H42V197H41ZM81 198H82V197H81ZM94 198H95V197H94ZM98 198H99V195H98ZM100 198H101V200H102L104 197L102 198V196H100ZM110 198H112V196H111ZM233 198H234V197H233ZM241 198H242V197H241ZM0 199H1V198H0ZM3 199H4V198H3ZM29 199H31V198H29ZM42 199H43V198H42ZM46 199H47V198H46ZM74 199L76 200L77 203L80 202V201H77V198H73L72 201H74ZM82 199H83V198H82ZM82 199H80V200H81V203H80V204L83 205V201H84V199H83V200H82ZM86 199H87V198H86ZM91 199H92V197H91ZM91 199H90V203H91ZM8 200H9V199H8ZM49 200H50V199H49ZM78 200H79V199H78ZM96 200H97V198H96ZM96 200H94V202H95ZM105 200H106V199H105ZM110 200H111V199H110ZM113 200H114V199H113ZM5 201H6V200H5ZM25 201H26V200H25ZM38 201H39V200H38ZM43 201H44V199H43ZM98 201H100V199H99ZM98 201H97V202H98ZM103 201H104V200H103ZM114 201H115V200H114ZM117 201H118V194H117V200H116V202H117ZM250 201H251V200H250ZM1 202H2V201H1ZM17 202H18V201H17ZM23 202H24V201H22L21 203L23 204ZM34 202H35V201H34ZM39 202H40V201H39ZM44 202H45V201H44ZM68 202H70V201L68 200ZM68 202H67V203H68ZM84 202L87 203L88 201H84ZM94 202H93V204H94ZM106 202H107V201H106ZM106 202H105V203H106ZM28 203H29V202H28ZM28 203H26V205H27ZM30 203H32V205H33V202H30ZM30 203H29V204H30ZM95 203H96V202H95ZM100 203H103V202H100ZM107 203L109 204V202H107ZM113 203H114V202H112L111 204H113ZM255 203H256V202H255ZM42 204H43V203H42ZM44 204H45V203H44ZM44 204L42 205L43 207H44ZM78 204H79V203H78ZM78 204H77V205H78ZM87 204H88V203H87ZM93 204H92V205H93ZM20 205H21V204H20ZM45 205L48 206L47 203H46ZM74 205H75V204H74ZM82 205H80V206L78 205L79 208H81ZM89 205H90V204H89ZM92 205H91V206H92ZM94 205H95V204H94ZM96 205H97V204H96ZM100 205H102V204H100ZM103 205L106 206V204H103ZM18 206H19V205H18ZM21 206H22V205H21ZM27 206H28V205H27ZM42 206H40V207H42ZM72 206H73V204H72ZM85 206H86V205L84 204V209L86 208ZM104 206H103V207H104ZM108 206H109V205H107V207H108ZM262 206H263V204H262ZM19 207H20V206H19ZM19 207H17V208H19ZM31 207H32V206H31ZM75 207H76V205H75L73 208H75ZM254 207H255V206H254ZM23 208H24V210H25V207H23ZM33 208L35 209L34 206H33ZM82 208H83V207H82ZM87 208H88V207H87ZM94 208H95V207H94ZM94 208H93V209H94ZM96 208H98V207H96ZM252 208H253V207H252ZM38 209H39V208H38ZM41 209H42V208H41ZM43 209H44V211H46V210H45V207H44ZM43 209H42V212H43ZM105 209H106V208H105ZM19 210H20V208H19ZM36 210H37V209H36ZM75 210H76V208H75ZM79 210H80V214H82V213H81L82 210H81V209H79ZM89 210H90V209H89ZM95 210H96V209H94V210H92V211L94 212ZM108 210H109V209H107V211H108ZM83 211H86V212H85L86 214H87V212H88L87 209H85V210H83ZM97 211H98V210H97ZM107 211H106V212H107ZM21 212H22V210H21ZM21 212H20V213H21ZM23 212H24V211H23ZM25 212H27V211H25ZM30 212H32V211H30ZM37 212H38V211H37ZM46 212H47V211H46ZM89 212H91V210H90ZM89 212H88V214H89ZM76 213L79 214V211L77 210ZM83 213H84V212H83ZM91 213H92V212H91ZM96 213H97V212H96ZM111 213H112V211H111ZM32 214H33V213H32ZM44 214H46V213L44 212ZM47 214H48V213H47ZM106 214H107V215H108V214L110 215V213H106ZM106 214H105V215H106ZM255 214H256V213H255ZM24 215H25V214H24ZM42 215H43V214H42ZM91 215H95V214H91ZM107 215H106V216H107ZM37 216H40V215H37ZM77 216H78V215H77ZM84 216L87 217L88 215H87V216H86V215H82V217H84ZM96 216H97V215H96ZM98 216H99V215H98ZM246 216H247V215H246ZM26 217H27V216H26ZM40 217H41V216H40ZM43 217H44V215H43ZM80 217H81V216H80ZM244 217H245V216H244ZM249 217H250V216H249ZM33 218H34V217H33ZM41 218H42V217H41ZM41 218H40V219H41ZM87 218H88V217H87ZM95 218H96V217H95ZM108 218H110V216H109V217L107 216V219H108ZM34 219H35V218H34ZM37 219H38V218H37ZM37 219H36V220H37ZM45 219H46V218H45ZM45 219H43V221H44ZM89 219H90V217H89ZM89 219H88V220H89ZM90 220H91V219H90ZM95 220H96V219H95ZM233 220H234V219H233ZM261 220H262V219H261ZM38 221H39V220H38ZM41 221H42V220H41ZM35 222H36V221H35ZM39 222H40V221H39ZM261 222H262V221H261ZM36 223H37V222H36ZM263 223H264V222H263ZM261 224H262V223H261ZM241 225H243V224H241ZM263 225H264V224H263ZM89 227H90V226H89ZM238 227H239V225H238ZM247 228H248V227H247ZM262 228L264 229V226H263ZM254 229H255V228H254ZM261 231H262V230H261ZM263 233H264V232H263ZM262 238H263V234H262V232H261V233L259 234V240H260V241H259V242H260V244H259V245H260V249H259V250H260V254H263L262 252H263V249H264V248H263V247H264L263 244H261V242H262ZM28 244H29V243H28ZM126 245H127V241H126V240H123V250L127 248ZM21 247H22V246H21ZM24 247H25V246H24ZM31 247H32V246H31ZM31 247H30V249H31ZM25 248H26V247H25ZM26 249H27V248H26ZM26 249H25V251H26ZM30 249H29V250H30ZM23 250H24V248H23ZM32 251H33V250H32ZM32 251H31V252H32ZM218 251H219V250H218ZM248 251H249V250H248ZM29 252H30V251H29ZM119 252H120V251H119ZM119 252H118V255H119ZM219 252H220V251H219ZM127 253H128V252H127ZM217 253H218V252H217ZM27 254H28V253H27ZM31 254H32V253H31ZM115 255H116V254H115ZM115 255H113V256H115ZM118 255H116V256L119 257ZM123 255H124V253H123ZM123 255H122V256H123ZM94 256L96 257V255H94ZM94 256H93V258H94ZM126 256H128V255H126ZM262 256H263V255H262ZM100 257H101V256H100ZM117 257H116V258H117ZM124 257H125V255H124ZM125 258H126V257H125ZM217 258H219V257H217ZM94 259L97 260V258H94ZM98 259H99V258H98ZM114 259H115V257H114ZM89 260H90V259H89ZM122 261H123V259H122ZM126 261H127V260H126ZM90 262H91V261H90ZM123 262H124V261H123ZM260 264H261V263H260Z\"/></svg>",
  "mask_w": 264,
  "mask_h": 264
}]
</instances>
